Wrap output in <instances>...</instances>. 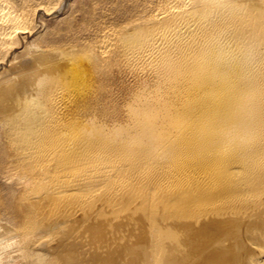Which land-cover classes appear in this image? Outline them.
Here are the masks:
<instances>
[{
	"label": "bare ground",
	"instance_id": "bare-ground-1",
	"mask_svg": "<svg viewBox=\"0 0 264 264\" xmlns=\"http://www.w3.org/2000/svg\"><path fill=\"white\" fill-rule=\"evenodd\" d=\"M1 1L0 264H264V0Z\"/></svg>",
	"mask_w": 264,
	"mask_h": 264
},
{
	"label": "rangeland",
	"instance_id": "rangeland-1",
	"mask_svg": "<svg viewBox=\"0 0 264 264\" xmlns=\"http://www.w3.org/2000/svg\"><path fill=\"white\" fill-rule=\"evenodd\" d=\"M1 1V0H0ZM4 1V0H2ZM1 1V2H2ZM7 1V0H6ZM9 1V0H8ZM18 3H17V2ZM21 1V2H20ZM23 0H10L9 2H12V3H16V4H20L22 3ZM36 1L38 0H24L23 2H27V3H31L30 5L33 7H38L37 4H43V7H42V4L40 7H42L43 11L45 10V7L46 9H48V11H51L50 12V15L46 14V15H43L42 13V9H40V11H38L39 9H36L35 12H31V22L30 23H33V25H31L30 27H33L35 26V24L38 22H40L42 25L40 28H37V30H39V32L35 31L34 29H32L33 31V36L38 38V41L40 44H71L74 40H91L93 38L92 36V32L90 29H92L93 25H95L96 23H101L100 25H104V26H110L112 25L111 22H113L114 24L117 23L121 18L125 17L126 14L128 12H130L129 10H131V4H132V1L134 2L135 0H120L121 2H119L118 0H114V2H110L111 0H39V2L37 3ZM105 1V2H104ZM116 1V2H115ZM124 1V2H123ZM138 1H141V0H138ZM145 1V0H143ZM67 2V3H66ZM81 2H83L81 4ZM85 2V3H84ZM93 4H92V3ZM104 2V3H103ZM111 4H110V3ZM120 5H118V3ZM80 3V4H79ZM115 3V4H114ZM117 3V4H116ZM34 4V5H33ZM45 4V5H44ZM49 4V5H48ZM63 4V5H62ZM69 4V5H68ZM84 4V5H83ZM95 4V5H94ZM100 4V5H99ZM113 4H114V7H113ZM48 5V6H46ZM80 7H79V6ZM98 5V6H96ZM117 5V6H116ZM65 6V7H64ZM78 6V7H77ZM84 6V7H83ZM87 6V7H86ZM91 6V8H90ZM108 6V7H107ZM63 7V8H62ZM73 7V8H72ZM77 7V8H76ZM96 7V9L94 8ZM107 7V8H106ZM59 8V9H58ZM61 8V9H60ZM66 8V9H65ZM111 8V9H110ZM120 10H118V9ZM82 9V10H80ZM83 9H84V13H83ZM91 9L93 11H91ZM95 9V10H94ZM103 9V10H102ZM72 11L71 13L69 11ZM76 12H75V11ZM79 10V11H78ZM110 10V11H109ZM111 10L113 12H111ZM123 10V11H122ZM96 11V12H95ZM117 11V12H116ZM119 11L121 13H119ZM40 12V13H38ZM78 12V13H77ZM81 12V13H80ZM93 12V13H92ZM95 12V13H94ZM100 12V13H99ZM111 12V13H110ZM35 13H36V16H35ZM70 13V16L69 14ZM73 13V15H72ZM75 13V14H74ZM115 13V14H114ZM93 14V15H92ZM106 15V17L104 15ZM114 14V15H113ZM41 15V16H40ZM68 15V16H67ZM72 15V16H71ZM91 15V16H89ZM97 15V16H96ZM110 15V16H108ZM118 15V16H117ZM120 15H124L123 17H119ZM69 18H67V17ZM100 16V17H99ZM103 16V17H102ZM115 16H116V19H115ZM36 17V18H35ZM92 17V18H91ZM113 17V18H112ZM35 20H34V19ZM67 18V20H66ZM76 20H74V19ZM82 18V20H81ZM105 18V19H104ZM108 18V19H107ZM112 18V19H111ZM119 18V19H118ZM64 21H61L63 20ZM71 19V23H70V20ZM73 19V20H72ZM112 21H111V20ZM84 20V21H83ZM89 23H88V21ZM102 20V21H100ZM109 23H107L106 25V21ZM34 21L36 22L34 24ZM61 21V22H60ZM83 21V22H82ZM116 21V22H115ZM60 22V24L58 23ZM64 22V23H62ZM111 23V24H110ZM60 26H59V25ZM62 24H65V25H62ZM67 24L69 26H67ZM71 25V26H70ZM75 25H78V26H75ZM64 26V27H62ZM70 27V28H68ZM60 28H62L61 31ZM77 28H78V31H77ZM76 29V30H75ZM88 29V30H87ZM40 30H41V33H40ZM46 30V31H45ZM59 30V32H58ZM65 30V31H64ZM75 32H71V31H74ZM67 31V32H66ZM36 34H35V33ZM45 33V34H43ZM59 33V34H58ZM78 33V34H77ZM80 33V34H79ZM67 34V35H66ZM87 34V35H86ZM45 37H43V36ZM51 35V36H50ZM71 36V38H70ZM47 39H42V38H46ZM49 38V40H48ZM58 38V39H57ZM88 38V39H87ZM51 39V40H50ZM61 39V40H60ZM43 40V41H42ZM50 42H48V41ZM65 40V41H64ZM62 41H64V43H62ZM64 44V45H66Z\"/></svg>",
	"mask_w": 264,
	"mask_h": 264
}]
</instances>
